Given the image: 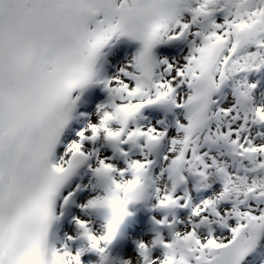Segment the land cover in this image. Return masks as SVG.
I'll return each mask as SVG.
<instances>
[{"label": "snow or ice", "instance_id": "1", "mask_svg": "<svg viewBox=\"0 0 264 264\" xmlns=\"http://www.w3.org/2000/svg\"><path fill=\"white\" fill-rule=\"evenodd\" d=\"M114 37L140 47L97 79ZM189 37L182 62L154 54ZM262 71L264 0H0V264H243L264 234V103L248 79ZM89 86L107 96L62 144L73 93ZM148 109L183 121L136 124ZM85 166L90 189L71 184ZM145 201L153 238L111 257L128 208ZM72 206L75 235L57 249L50 227Z\"/></svg>", "mask_w": 264, "mask_h": 264}, {"label": "bare ground", "instance_id": "2", "mask_svg": "<svg viewBox=\"0 0 264 264\" xmlns=\"http://www.w3.org/2000/svg\"><path fill=\"white\" fill-rule=\"evenodd\" d=\"M191 39L192 38L189 37L188 40L185 42L184 41L176 42L169 46H166V45L158 46L157 48L154 49V54L156 55L157 59L165 58V59H169L170 61L182 62L183 57L188 52V44H189V41H191ZM131 42H132V46L127 51L115 49L114 51L110 52L107 57L106 55L108 53V49H107L108 46H106L102 50L101 57L98 60L97 65H96V71L98 73L99 79L109 78L113 76L118 71L121 65L131 60V58L136 54V52L138 51L140 47L138 42H135V41H131ZM115 67L116 69L114 70ZM248 79L250 81H259L257 94H255V101L257 103H264V71L258 74L250 75ZM231 86L232 85L230 83L229 86L224 90L225 93L228 94L229 99H231V95H230ZM77 95L80 96V100L78 101L76 110L73 113V120L70 122L68 127L65 129V132L63 136L61 137L62 144L70 140L74 136V133L76 131H79L80 128L83 127L88 122L87 117H91L93 120L95 119V117L92 114L94 113L96 105L103 102L106 98V97L103 98L101 96L104 100L89 102L87 99H85L84 96H82L81 90H76L73 93L74 98ZM81 114H83V116ZM142 116L144 118L143 119L138 118L136 121V124L149 126V125L155 124L157 120H161V121H164L165 124L169 125L170 132L174 131V128H172L171 125L174 123L175 120L183 121V114L178 110H175V112L173 111L171 113H168L166 110L148 109L142 113ZM170 118H173L172 122H169ZM213 127H215V125H213ZM135 149L136 148H134V150ZM138 151L139 149H137V152ZM164 151H166V145L161 146V148L159 149V153L162 154ZM212 151H213L212 154L217 155V158L219 160H222L225 163L231 164L232 161L228 157L227 150L224 148V146L222 145L214 146L212 147ZM58 156H59V148L57 150V158ZM85 168L87 169L86 166ZM156 171H158V169H156ZM79 177L80 178L77 181L75 179H72L71 184L75 185L79 183L82 186L88 185L89 189L91 188L92 185H95V180L94 178L91 177V174H89L88 171H85V173L81 174ZM192 183H195V182L193 181ZM189 191H190V195L193 198V202H197L201 198V194L197 193L194 189L192 190L191 182L189 184ZM204 195L206 196L208 195V193H205ZM83 199H84V196H81L79 200L77 201V203H79ZM152 203L154 202L145 201L143 203L136 204L135 206H130L128 208V211L131 213V215L125 218V220L122 222L125 226V229L124 231H121L119 233L118 242L123 243L124 241L121 240L122 238L126 236H129V237L132 236L130 239H131V244H133V246H131V248L128 247V249H126L125 252H122V250L118 252L119 248L117 249L116 247L118 242L117 243L115 242L114 245L112 243L110 245V247L112 246L111 247L112 250L111 251L109 250L111 257L115 256L119 259H126L128 258L130 254L134 252V249H135L134 241H138V240L147 241L153 238L154 233H153V225L151 223V220L153 217H156L157 214L149 211ZM261 206L264 207V205H261ZM59 211L60 210L57 209V212H56L57 215H59ZM143 211H145L146 214L142 213ZM141 213L144 215V218H139ZM78 214H79V209L75 206H72L64 210V214L59 221L53 222L52 226L50 227V231H49V243L51 245H53L57 249H60L64 244L68 243L65 239L66 236L75 235L74 224L72 223V225L68 227L66 224V219H69L70 217L72 219L73 215H78ZM182 214H186V213L184 212ZM149 216H150V221L146 220V218H148ZM93 221H94L95 227L99 229L103 228L104 226L103 220H99L94 217ZM134 222L136 223L134 224ZM145 222H148V223H145ZM61 224H63L64 228L66 227V230H63V229L60 230ZM121 224L119 226H121ZM162 235L166 237L167 233L162 232ZM124 243H127V242L125 241ZM80 244L81 242L72 243L70 244V248L74 251L77 247L80 246ZM158 252L159 250H157V253ZM89 259H91L92 261H95L97 258L93 255V256H90ZM85 264H87V261H85ZM243 264H264V234H261L257 247L248 257L245 258V260L243 261Z\"/></svg>", "mask_w": 264, "mask_h": 264}, {"label": "rangeland", "instance_id": "3", "mask_svg": "<svg viewBox=\"0 0 264 264\" xmlns=\"http://www.w3.org/2000/svg\"><path fill=\"white\" fill-rule=\"evenodd\" d=\"M259 79V78H258ZM256 94H257V92H256ZM258 95H259V93H258ZM154 115H155V113H154ZM142 213H145L146 214V212L145 211H143ZM140 214V217L139 218H144V215L143 214ZM182 213H184V212H182V211H178L177 212V214H178V216H180V217H183L185 214H182ZM137 222V221H136ZM136 222H134V224L136 223ZM66 230V227L64 228L63 227V224H61L60 225V230ZM58 231V230H57ZM67 232V231H66ZM132 237V236H131ZM131 237H129V236H126V237H124V238H122L121 240H123L124 242L126 241L127 243H121V242H116L117 243V249L119 248V250H118V252H120L121 250H122V252H125L126 251V249H128V247H130L131 248V246H133V244H131ZM119 240V239H118ZM113 258H117V257H115V256H113Z\"/></svg>", "mask_w": 264, "mask_h": 264}, {"label": "clouds", "instance_id": "4", "mask_svg": "<svg viewBox=\"0 0 264 264\" xmlns=\"http://www.w3.org/2000/svg\"><path fill=\"white\" fill-rule=\"evenodd\" d=\"M96 78L99 79V78H98V73H97V77H96Z\"/></svg>", "mask_w": 264, "mask_h": 264}]
</instances>
